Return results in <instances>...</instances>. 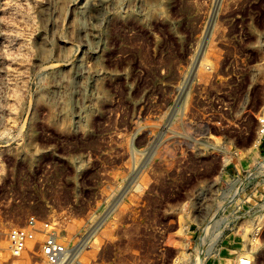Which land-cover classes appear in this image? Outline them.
I'll use <instances>...</instances> for the list:
<instances>
[{"label":"rangeland","instance_id":"obj_1","mask_svg":"<svg viewBox=\"0 0 264 264\" xmlns=\"http://www.w3.org/2000/svg\"><path fill=\"white\" fill-rule=\"evenodd\" d=\"M51 1L0 0V264H264V0Z\"/></svg>","mask_w":264,"mask_h":264},{"label":"bare ground","instance_id":"obj_2","mask_svg":"<svg viewBox=\"0 0 264 264\" xmlns=\"http://www.w3.org/2000/svg\"><path fill=\"white\" fill-rule=\"evenodd\" d=\"M110 4H111V0H89V2H87V4H84L80 7V11L82 14L88 13L89 17H91L93 20H99L101 18L102 14L107 10V8L109 7ZM5 5H6V3H5ZM51 5H53V0L51 1ZM93 36L96 37V35H93ZM203 38L205 39V34L203 35ZM204 39H202V41H204ZM210 44H211V42L208 38L206 46H205V52H206V47ZM201 54H203V55H200V58L198 59V61L196 60V58L193 60V63L191 66V69H192V67H193V69L197 68L196 73H198L202 69V67H205V64L207 62L206 55L202 52H201ZM191 69L189 70V72L191 71ZM189 72L187 73L188 75H189ZM188 75L186 76L185 80L189 79ZM139 172L140 171H139V164L138 163L137 164L135 163L133 166H131L128 169V173L124 176V178H122V182L120 185H118V188L116 189L117 190L116 193H114L113 195H111L109 197L108 204H107L106 208L100 213V215H98L96 218H92L91 221L88 224H86L87 230L84 233V235H86V238H88L90 236V234L93 232L94 228L97 227L102 221H104L106 219V217L109 215V213L113 211V209L116 207V205L119 204L118 202L120 201L121 196L127 191L128 186H129L130 182H132L133 177L137 176V173L139 174ZM82 243H84V242H82ZM1 244L3 247H5L4 241ZM233 253L234 252L230 251V250L224 251L223 256H222V264H231L232 258H233ZM34 264H37V263H34Z\"/></svg>","mask_w":264,"mask_h":264},{"label":"built area","instance_id":"obj_3","mask_svg":"<svg viewBox=\"0 0 264 264\" xmlns=\"http://www.w3.org/2000/svg\"><path fill=\"white\" fill-rule=\"evenodd\" d=\"M42 231L44 239L41 244V253L47 264H65L68 248L60 242L55 229L49 223L39 224L31 217L25 226L13 227L6 233L8 246L12 254L20 255L29 241L36 239V233Z\"/></svg>","mask_w":264,"mask_h":264}]
</instances>
